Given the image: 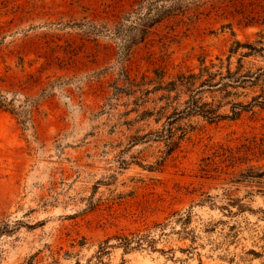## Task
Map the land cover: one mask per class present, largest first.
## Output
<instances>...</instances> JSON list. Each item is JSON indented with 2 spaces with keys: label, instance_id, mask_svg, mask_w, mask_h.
I'll return each instance as SVG.
<instances>
[{
  "label": "rangeland",
  "instance_id": "obj_1",
  "mask_svg": "<svg viewBox=\"0 0 264 264\" xmlns=\"http://www.w3.org/2000/svg\"><path fill=\"white\" fill-rule=\"evenodd\" d=\"M137 1L0 0V264H264V0Z\"/></svg>",
  "mask_w": 264,
  "mask_h": 264
},
{
  "label": "trees",
  "instance_id": "obj_2",
  "mask_svg": "<svg viewBox=\"0 0 264 264\" xmlns=\"http://www.w3.org/2000/svg\"><path fill=\"white\" fill-rule=\"evenodd\" d=\"M155 1V0H154ZM178 1V0H177ZM138 8L135 12L140 11L141 8L146 9L143 16L137 17L138 24L141 25L144 30L152 26L154 23L158 22L166 10H178L180 2H175L168 6V8H157L154 2L151 0H138L137 1ZM165 7V6H161ZM204 71V70H203ZM228 73H230L229 68H227ZM205 81H202V84ZM189 84L191 82H188ZM201 84V85H202ZM197 89L191 90L188 98L184 102V107L182 110L178 111L180 116H188L192 114H199L205 119L209 121L219 120V119H236L240 115L242 111L247 110V105H244L240 102H234L229 110V113L221 114L217 113L212 106H210L207 102H201L199 98L196 96ZM245 206H240L241 210L244 209ZM191 208L188 210L181 212V211H174L169 218H173L175 222L180 223L181 232L186 237L187 235L191 238L193 242L195 240V235H193V229H188L187 226L190 224L191 219ZM222 209L227 210L228 213H232L231 210L227 209L226 207H222ZM249 209V208H247ZM264 211V210H263ZM170 219L164 222H156L154 223L146 232H133L130 234H118L112 236L117 242L116 246H119L123 249L124 252H128L133 249H138L142 247L153 248L156 238L154 237V229H158L160 232L159 234H165L162 232L166 229V226L169 225ZM237 234L235 224H231L228 227V231L225 233L226 237L235 238ZM111 238H107L104 240L103 245L99 246L98 255H97V263L96 264H103L102 260L100 259V254L104 253L106 247H110L113 244H108ZM246 253L252 255H259L258 252H255L253 249H249Z\"/></svg>",
  "mask_w": 264,
  "mask_h": 264
}]
</instances>
